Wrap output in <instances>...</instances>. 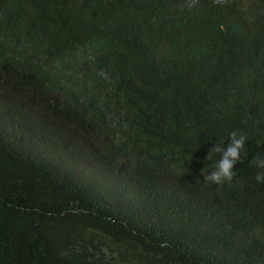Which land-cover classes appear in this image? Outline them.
<instances>
[{"label":"trees","instance_id":"trees-1","mask_svg":"<svg viewBox=\"0 0 264 264\" xmlns=\"http://www.w3.org/2000/svg\"><path fill=\"white\" fill-rule=\"evenodd\" d=\"M257 156L264 0H0V264H264Z\"/></svg>","mask_w":264,"mask_h":264},{"label":"clouds","instance_id":"clouds-1","mask_svg":"<svg viewBox=\"0 0 264 264\" xmlns=\"http://www.w3.org/2000/svg\"><path fill=\"white\" fill-rule=\"evenodd\" d=\"M248 137L242 131L234 130L229 133V142L227 145L223 141L216 144L209 152L208 160L211 159V154H219L218 159L214 165V169L205 174L204 183L209 185L224 186L226 183H231L236 172L234 169L238 162L242 159V154L245 153V144ZM250 166L259 169L253 179L260 184H264V158L259 156L254 157L250 161Z\"/></svg>","mask_w":264,"mask_h":264}]
</instances>
